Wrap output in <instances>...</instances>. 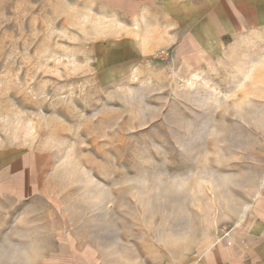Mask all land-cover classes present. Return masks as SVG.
Wrapping results in <instances>:
<instances>
[{"label":"rangeland","instance_id":"rangeland-1","mask_svg":"<svg viewBox=\"0 0 264 264\" xmlns=\"http://www.w3.org/2000/svg\"><path fill=\"white\" fill-rule=\"evenodd\" d=\"M121 13L0 0V153L36 160L0 264H192L264 192L262 42L127 62Z\"/></svg>","mask_w":264,"mask_h":264},{"label":"crops","instance_id":"crops-1","mask_svg":"<svg viewBox=\"0 0 264 264\" xmlns=\"http://www.w3.org/2000/svg\"><path fill=\"white\" fill-rule=\"evenodd\" d=\"M133 27H118L120 59L166 53L173 60L204 61L211 46L260 40L264 45V0H110ZM142 26L147 28L142 32ZM264 85V48L262 49ZM0 153V190L20 195L29 189L24 176L34 173L35 156ZM37 171V169H36ZM192 264H264V192L240 221L214 235L200 248Z\"/></svg>","mask_w":264,"mask_h":264}]
</instances>
